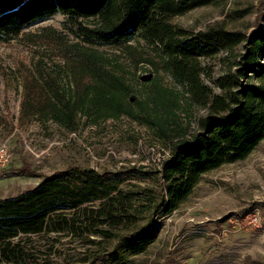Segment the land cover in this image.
<instances>
[{"label":"trees","instance_id":"1","mask_svg":"<svg viewBox=\"0 0 264 264\" xmlns=\"http://www.w3.org/2000/svg\"><path fill=\"white\" fill-rule=\"evenodd\" d=\"M222 1L0 0L1 42L55 14L79 39L66 52L75 59L76 72L88 76L83 95L64 99L59 87L45 80L49 102L44 115L72 129L79 111L93 123L127 115L156 126L171 145L159 169L97 171L71 165L38 173L33 187L0 198V264H48L26 249L30 236L42 234L77 238L89 251L80 258L83 264H134V256L155 241L158 217L177 210L204 173L245 159L264 139V7L249 32L220 24L194 31L171 21ZM101 45L129 53L148 47L184 92L165 86L159 77L135 89L104 65L95 51ZM213 59L223 66L215 75L206 62ZM141 61L158 64L149 55ZM184 94L204 114L193 132L173 140L164 123L175 116ZM5 125L1 121L0 129Z\"/></svg>","mask_w":264,"mask_h":264},{"label":"rangeland","instance_id":"2","mask_svg":"<svg viewBox=\"0 0 264 264\" xmlns=\"http://www.w3.org/2000/svg\"><path fill=\"white\" fill-rule=\"evenodd\" d=\"M263 1L225 0L196 7L171 21L194 31L220 24L249 32ZM63 21L61 14H55L8 42L0 41V122H6L0 129V147L8 154L4 163L0 161V198L33 187L40 181L38 173L71 165L97 171L159 169L170 155V139L163 132L127 115L93 123L91 116L79 111L73 129L44 115L42 109L49 102L45 80L72 101L83 95L89 81L76 72V61L66 52L68 44L79 39ZM95 49L104 65L135 89L159 77L165 86L184 92L146 46L130 53L105 45ZM148 55L156 66L141 61ZM206 62L213 75L223 67L217 59ZM175 113L164 123L173 140L193 132L204 109L184 94ZM156 224L155 241L134 256V264H264V139L245 159L204 173L187 200L169 216L158 217ZM80 244L77 238L42 234L30 236L26 249L48 264H83L80 258L89 251Z\"/></svg>","mask_w":264,"mask_h":264},{"label":"built area","instance_id":"3","mask_svg":"<svg viewBox=\"0 0 264 264\" xmlns=\"http://www.w3.org/2000/svg\"><path fill=\"white\" fill-rule=\"evenodd\" d=\"M166 153H167V155H169V152H166ZM7 157H8V154L6 152V148L3 146L0 147V161L4 163L7 159Z\"/></svg>","mask_w":264,"mask_h":264}]
</instances>
